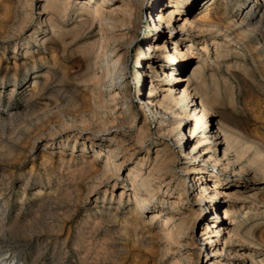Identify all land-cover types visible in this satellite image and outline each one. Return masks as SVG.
<instances>
[{
	"label": "rangeland",
	"instance_id": "obj_1",
	"mask_svg": "<svg viewBox=\"0 0 264 264\" xmlns=\"http://www.w3.org/2000/svg\"><path fill=\"white\" fill-rule=\"evenodd\" d=\"M22 1L29 6H24ZM84 1H92L93 6L105 2L103 7L107 10L126 6L124 0H71L72 8L65 15L53 17L59 24L53 32L46 23L51 16L41 10L44 0H0V264H173L175 260L179 264H191V258L193 262L197 260L193 254L197 244L205 247L198 264H251L253 259L264 264V169L259 168V172L254 168V174L249 169L242 177L232 178L235 167L230 166L221 178V181L235 180L240 196L227 202L221 199L216 220L233 223L244 239L239 237L240 243L235 238L220 253L222 242L209 244L211 234L204 231L214 222V211L209 208L203 217L198 205L200 190L187 171L195 161L182 154L191 147L187 140L194 135L196 123L183 121L178 128L180 121L175 115L177 121L163 126V117L143 110L153 83L157 87L166 84L156 77V71L147 73V61L154 62L155 53L143 58L145 64L139 60L141 52H147L150 47L148 37L157 33L151 23L154 17L155 22L159 18L152 11L156 0H139L142 10L133 43L134 25L130 22L112 24L115 28L104 35L106 61L119 62V68L112 71H116L114 75L106 74L109 77L103 73L104 63L96 64L92 53L99 38L94 26L103 21L101 17L107 19V15L96 16L93 21L89 17V22H82L78 9ZM212 1H198L193 11L195 16L208 12L222 28L228 22L221 14L226 6L229 21L234 22L249 14L259 20L264 13V0ZM166 3L168 0H160L156 7ZM261 30L257 35L243 37L242 28H232L240 36L239 45L221 36L198 33L196 29L190 32L191 42H180L179 50L186 51L190 45L191 49L186 65L175 73L186 80L184 86L190 81L191 89L199 92L213 112L208 130L200 127L195 143L207 142V132L227 123L226 126H232L244 138L254 141L255 148L264 149V22ZM162 35L161 43L168 46L165 56H172L171 50L178 48L173 40H178L180 33L175 30L171 34L164 29ZM159 54L162 58L159 57L157 69L164 63L163 52ZM196 70L199 76L194 74ZM93 73L98 78L90 79ZM34 81L40 85L38 82L34 85ZM117 93L128 99L126 103L135 115V122L130 115L119 114L121 100L115 99ZM154 98L160 109H164L165 97L158 94ZM180 129L184 139L179 135ZM96 144L104 154L98 160L93 159L94 149L90 148ZM209 146L213 144L204 145ZM111 149H118L117 163L122 164V169L117 174L111 170L113 175L107 172L108 175L99 176L95 171L104 166L106 152ZM142 162V175L153 170L156 163V170L162 168L161 172L157 170L159 173L154 170V175L161 173L165 184L171 182L170 188L162 183L164 191H169H156L153 205L147 210L136 209L132 190L130 202L128 195H123V203L118 205L123 187L129 185L132 189L127 179L131 169L138 167L140 171ZM212 163L207 165L203 178L216 173ZM220 166L222 169L224 162ZM90 168L95 169L97 176L91 174ZM84 171L91 175H84ZM154 184L156 187L158 182ZM186 184L191 189L181 199ZM206 202L205 199L203 205ZM226 207L233 211L232 219L227 221L224 220ZM168 216L174 217L177 224L182 223L178 240L174 241L178 246L160 234ZM243 252L247 258L241 260L237 254Z\"/></svg>",
	"mask_w": 264,
	"mask_h": 264
},
{
	"label": "bare ground",
	"instance_id": "obj_2",
	"mask_svg": "<svg viewBox=\"0 0 264 264\" xmlns=\"http://www.w3.org/2000/svg\"><path fill=\"white\" fill-rule=\"evenodd\" d=\"M159 1L160 0H156V4H158ZM198 1H200V0H168V3H166L165 5H159L158 7H156V4H155L153 6L152 11L154 13L158 14L159 18H158V20H156V22H155V17L151 20L152 30L157 31L156 34H159V35L157 36L154 33L148 37V42L150 43V47H149L147 52H144V51L141 52L139 60H140V63L145 64V60L143 58L147 57L148 55L155 53L156 60L154 62L147 61V68H146L147 73L149 74V73H153V71H156V77H160V79H162L166 84L164 87H157V85H155V83H153V90L151 91L149 101H146V103L144 104L143 110L146 109L149 112L154 111L157 115H160L161 117H163V119H164L163 120V126H168L169 123L172 122L176 118V116H178L179 121H180L178 128L182 127L183 121H186L187 123H191V122L196 123V130L194 132V135H192V137H190V138L188 137V140H187L188 144H191V147L188 149V152L183 151L182 154H184L186 157H189L192 162L195 161L193 163V165H190L191 167H188L187 171L191 172L193 183L200 190V192H199V196H200L199 201L200 202L198 201V203H200V204H198V205H199V209H200L201 214L203 215V217L207 216V210L209 208L213 209L212 211H214V215H215V216L213 215L214 216V222L210 226L208 224L204 230V231H206V234H211L209 244L212 243V245H213V243H217V245H218L220 242H222L223 247H222L220 253H224L226 250L225 249L226 246L228 244H231L233 241H235L234 240L235 238H237V237L238 238L240 237L241 239H244V238L242 236L243 234L242 235L240 234L241 233L239 231L240 229H238L237 226H232L233 223H231V222H228V223L224 222L223 223L221 221L216 220L217 215H218V207L220 206L221 199L222 200L224 199L225 200L224 202H227L229 199H235V198H238L240 196L239 195L240 189H239V186L237 185L238 183L233 182L235 180L230 181V180H227L224 178V179H222V181H224L223 183H225V184H223L221 181V178L225 174L227 168L230 166L235 167V169L233 170V174L231 175L232 178L242 177L244 174L251 171V170L249 171V169H252V171H253L254 168H256V170L257 169L259 170V168H262L261 170H263L264 169V151H262V149H263L262 146H261V148H262L261 149L259 146H257V144H256L257 147L255 148L254 141L248 140L249 138L248 139L244 138V136L239 134L238 131L235 130V128L233 129L232 126L231 127L226 126L227 123L224 126L228 127L227 128L228 130L225 129L223 125H220L217 127L216 131H209L206 133L207 136L205 137V139L207 140V142L203 143V142L197 141L198 143H195V141L197 139L196 132L198 131V129L200 127L201 128L204 127L203 129L205 131L208 130L209 124H210L209 117H210L211 113H213V112H211V108L209 107L208 102H206L205 99L203 97H201L199 92L195 88L191 89L192 87H191L190 81H188L189 83L184 86L183 83L186 80L183 81V79L180 77V75H177L175 73L179 67H184L186 65L187 56L189 55V50L191 49V45H190V47H187L186 51H181V50H179V47H180L179 44L183 40H189L191 42L192 39L190 36L191 35L190 32L192 33L193 29H196V32H198V33H201V34L203 33L204 35L206 33L207 35H210V36L217 35V36H219V38L221 36V38L224 37V39L225 38L228 39L229 43L238 44L239 42H241L240 36L249 37V35H251V34L257 35L258 32L262 31L261 26H262V23L264 22V20H263L264 13L261 14V17L259 20H257V17H255V15L248 13L249 15L247 14L248 16L246 18H243L241 21H237V22L235 21L234 22V21H229L231 18L229 19V17H228V15H229L228 7L227 6L225 8L222 7L224 9V12L221 14H222L223 18L225 19V22L228 21V22H226L227 25L222 28L220 26V24H217L214 22L213 18H211L213 16L210 17L208 12H206V11H202V12H200V14H198V15L196 14V16H195V12L193 11V9L197 6ZM211 2L214 3V1H212V0H211ZM226 2H227V0H226ZM18 3L20 4L21 1ZM22 3H23V1H22ZM124 3L126 4L125 7L124 6L123 7L120 6L117 8L115 7L114 9L112 8L113 10H107L105 7H103V5H106L105 2L102 5L97 4L96 6L92 5V1H84V2L79 3L80 7H79L78 11L80 12L81 17L83 18L82 22L87 21L89 17H91L89 20L93 21V19L96 16H102L103 14L107 15L106 16L107 19H102V17H101L100 19L103 21H100V23L97 26H94V31H95V33H97L99 38H97L98 39V41H97L98 46L96 45L97 49H96V51L92 52V53H94V56L96 58L95 59L96 64L102 65V63H104V70L106 72L103 71V73L105 74V76H106V74L109 75L113 70H116L119 68V62H114V61H110V60L106 61V59H105L107 57V50L105 47L106 43L102 39L104 38L105 34L110 33L112 31V29L115 28L114 27L115 25L113 26L112 24H115V23L126 24L128 22L133 24L134 29L132 30V33H134V37L132 38L131 43H133L135 41L136 35L138 33V30H139V26H138L139 24L138 23H139V19H140V12L142 10L141 2L139 0H127V1L124 0ZM23 5H24V3H23ZM20 6H21V4H20ZM24 6H29V4L24 5ZM70 7H71V0H44V4L42 6L43 9H41V10L44 11L45 13H47L48 17L51 16L48 18V21H46V23L48 24V26L50 28L49 30H52L53 32L57 31L55 29L59 28V26H58L59 24L57 25V22L55 21V18H53V17L54 16L61 17L62 15H65L64 13H66V11H68V9ZM181 8H182V10H181ZM214 16H215V14H214ZM141 17H142V15H141ZM23 19L24 18H22V20ZM94 20H96V19H94ZM218 20H217V22L221 21V20L220 21H218ZM92 21L90 24H92ZM215 21H216V19H215ZM87 22H89V21H87ZM225 22H223V23H225ZM46 23H43V25H45ZM167 24H168V26H167ZM164 26H166V27L163 28ZM234 27H235V29L242 28L240 36H236V34H234L232 32V28H234ZM164 29L170 30L171 34L174 33L175 30H178L180 33L179 39L173 40V45H176L178 48L171 50L172 56L171 55L165 56L168 53V52H166L168 50V46L166 45V43H161V41L163 40L162 33L164 32ZM193 34H195V33H193ZM261 36L262 35H260L259 37H261ZM216 38H218V37H216ZM256 38H257V36H256ZM31 39H33V38H31ZM200 40H202V39H200ZM258 40H263V38L258 39ZM259 43H261V42H259ZM263 44H264V42H263ZM263 44H262V48H264ZM205 49H207V48H205ZM162 52H163L162 55L164 56V61H163L164 63H161L160 64L161 68L157 69L156 65L158 64V61L160 60L159 57L162 58V56H159L160 55L159 53H162ZM218 54L219 53H217V55ZM220 57H221V55H220ZM217 59H218V57H217ZM202 68L203 67H201L200 70ZM197 69H199V68H197ZM200 70H199V73H202V72H200ZM115 72H112L111 75ZM196 73H197V70L194 74L196 75ZM195 75H193V76L195 77ZM197 75H198V73H197ZM90 76H91L90 79H92V80L98 78V77H96V75L94 73ZM102 76L104 77V75H102ZM191 76H192V74H191ZM201 76H202V74H201ZM106 77H109V76H106ZM140 77H141V74H138V78H140ZM194 77H193V79H195ZM197 78H199V77H197ZM197 80H199V79H197ZM35 81L33 82L34 85H38V83L40 85V82L37 81L38 82L37 83ZM196 82L198 83V81H196ZM34 88H35V86H34ZM119 91L121 92V90H119ZM158 94H160L162 97L163 96L165 97L164 98L165 99L164 100V109H163V107H162V109H160L159 105L154 100L155 99L154 97H156ZM118 97H120V98H118ZM126 97H127V95H126ZM115 99L121 100V101H119V103L121 105L120 109L118 110L119 114L121 116L122 115L123 116L130 115L133 119V122H135V120H134L135 115L133 114V112H131L132 109H130L126 103L128 99L126 100L125 97L119 96V93H117ZM99 101H101V100H99ZM102 104H103V102H102ZM170 113L172 114V116L171 117H170V115L167 116V114H170ZM175 121H177V120L175 119ZM231 128H232V130H235V131H232ZM175 129L176 128H174V130ZM180 130H181V132L179 131L180 132L179 135H181L182 139H184V135H182L183 129H180ZM143 132H144V130H143ZM140 136H142V135H140ZM143 136H144V134H143ZM144 138H145V136H144ZM75 143H76V141H75ZM178 143H179V141H178ZM210 143H212L213 146H209L207 148L204 147V145H208ZM90 144H92V143L90 142ZM142 144H140V145H142ZM86 146L87 145H85V144L83 145V147H84L83 151H85ZM96 146L100 147V148H96ZM258 147L261 150L258 149ZM90 148L94 149L93 159L98 160V159L103 157V155H104L103 149L101 148L100 145H97V144L91 145ZM138 148H140V147H138ZM253 148H255L254 149L255 153L253 151L254 154L252 155L251 158L247 159V161H248L247 162L245 159L247 158L248 154L252 151ZM74 151H75V149L73 147V153H74ZM118 153H119L118 149H115V150L111 149V151H107L106 156H105L106 161L104 162V166L101 167V169L99 168L98 172L95 171V173H98V175L102 174L103 176L111 170L112 171L114 170V172H116L115 174L119 173L122 169V164L117 163ZM209 153H212V154H210V156H208ZM219 156H221V157L219 158ZM196 161H199V164H195ZM245 161L247 163H245ZM210 162H213L212 163L213 168H217L216 173L211 172L209 178H203L204 174L207 171L206 167H207V165H209ZM222 162H224V167L222 169H220L221 168L220 163H222ZM83 163H85V162H83ZM89 164H91V163H88V166H89ZM143 164H144V162L141 163L140 171H139L138 167L131 169V172L128 175L127 179L129 180L132 189H130L129 185H128V187L127 186L123 187L122 191L119 193L120 195L118 198L119 199L118 205H121L123 203V199H122L123 195H128V203L130 202L131 193L129 194V192H131V190H132V192H134L133 203L136 206V209L137 210H141V209L147 210L149 208V206L153 205V202H154L153 197L155 196L156 191H158V192L163 191L165 193H167L169 191V189H167L168 191L167 190L164 191V189H163L162 183L165 184V180H163L161 178V175H160L161 173L158 176L154 175V170H156L155 167L158 164L156 163L154 169L151 170L149 173H147L146 175H144V174L142 175L141 174V172H142L141 168L143 167L142 166ZM160 167H162V166H160ZM96 168L97 167H95V169ZM157 168H159V167H157ZM164 168H166V165ZM85 169L83 168L82 170H85ZM95 169H93V168L91 169L92 170L91 174H94L93 170H95ZM161 169L162 168H160V170ZM88 170H89V168L87 167V171ZM97 170H98V168H97ZM160 170H158V171L161 172ZM261 170H259V172ZM170 171H172V170H170ZM164 172H165V169H164ZM109 173H111V172H109ZM254 173L255 172L253 171V174ZM89 174L88 173L86 174L84 171V175H89ZM261 174H263V173H261ZM94 175L97 176V174H94ZM102 175H99V176H102ZM256 175H257V173L255 175H252V177L253 176L255 177ZM259 176H260V174H259ZM263 176H264V174H263ZM88 177H90V176H88ZM255 180H257V178H255ZM154 182L155 183L158 182V185L161 184V186L156 185V187H155ZM165 185L167 188H170L171 182H166ZM190 189L191 188H189L187 186V184L184 186V188H182L183 194L181 195V199H182L183 195L187 196L188 190H190ZM106 192H107V190H106ZM114 192L115 191H113V195H114ZM207 198H208V200H207ZM205 199L207 202L205 205H203L202 202L205 201ZM207 204H209V205H207ZM126 206H128V205H126ZM247 213L249 214V212H247ZM232 214H233L232 210H230L228 207L224 208V215H225L224 220L227 221L229 219H232L231 218V216H233ZM173 218L174 217H169V216L166 217L164 224L161 226V229L159 231H160L161 236L164 238V240L166 237L167 241L169 240L170 242L175 243L178 240L177 239V236H178L177 233H179V229L182 226L181 225L182 223L180 222L181 224H179V223L177 224V222ZM177 218H178V216H177ZM153 221H154V219H153ZM238 227H240V226H238ZM182 230L185 231L184 228ZM193 231H194V228H193ZM223 232H224V234H222ZM157 233H158V231H157ZM193 234H192V236H193ZM247 236H248V234H247ZM155 237H157V236H155ZM246 238H248V237H246ZM241 239H240V243H241ZM237 240H236V243H237ZM247 240H249V239H247ZM242 241L245 242V240H242ZM252 243H253V241H252ZM252 243L250 242L249 244L251 245ZM254 243H255V241H254ZM193 246H195V245H193ZM196 247H197V249L194 251L193 254L196 256L197 260H196V262L195 261L193 262V258H191L192 259L191 264H195V263L198 264L201 260V256L204 255V249H205L204 245L203 244H197ZM229 252H230V250H229ZM243 253L241 255L237 254L238 257L240 256L239 259H241V260L247 258V255L245 253L244 254ZM213 254H215V253H213ZM216 254L218 255L217 252H216ZM187 256L189 257V255H187ZM182 258H184V257H182ZM251 258H254V257H251ZM178 259L180 261V258H178ZM186 260H188V258ZM187 262H189V261H187ZM261 262H263V261L261 260ZM261 262H260V264H262ZM177 263H178V261L175 260V262L173 264H177ZM221 263L224 264L223 262H221ZM225 264H233V263L227 262ZM251 264H257V260H256V262L254 259L251 260Z\"/></svg>",
	"mask_w": 264,
	"mask_h": 264
}]
</instances>
